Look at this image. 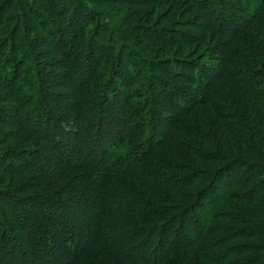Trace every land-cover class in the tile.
<instances>
[{"label":"trees","instance_id":"1","mask_svg":"<svg viewBox=\"0 0 264 264\" xmlns=\"http://www.w3.org/2000/svg\"><path fill=\"white\" fill-rule=\"evenodd\" d=\"M14 1L8 0L4 3V11L11 13L19 5L15 6ZM36 1L45 4L51 10L53 17L60 16L56 14V5H51L50 0ZM67 1H70L69 4L73 8L70 10L73 21L65 31L63 28L55 27L47 32L49 38L51 34L55 37L51 47L56 49L60 57H66L71 63L64 64V69L71 71L73 67L75 70L80 63L76 59L87 57L79 65L80 71L73 72L78 75L75 76L78 102L75 106L72 105L73 102L69 103L70 108L68 109L74 110L73 108L76 107L75 112H72L76 113L74 119L70 117L72 121H75V128L66 130L58 126L57 119L50 113L47 115L48 111L45 107L42 109L40 101H43L44 105V103H50V98L55 96H51L48 91L44 94L45 96H40L39 93H43L40 85L42 83L52 85L55 82L43 78L38 68L33 69L32 77L23 79L20 86H16L21 77L22 66L15 61L17 73L13 72L11 78H7L2 73L1 89L4 86L10 91L13 87L17 90L16 96L28 95L29 100L21 103L19 98L14 100L15 96L7 99L0 95V102L14 101L23 110L29 111L32 108L29 114L34 112L40 114L39 119L31 120L35 123L37 121L39 126L50 122L55 134L61 136L57 139L52 138L55 146L62 149V155L66 158L60 159V162L70 164L72 169L82 167L90 171L85 175V180H79L78 187L82 185L85 187L73 198H67L65 201L44 199V197L37 199L34 205L39 207L40 212L34 211L30 216H28V208L23 206L19 209L21 205L15 206V210L12 211H14L16 221L12 215V226L15 223L19 232L24 234L27 242L29 241L30 250L27 251L19 244L17 233L15 235L13 231L5 230L0 225V264H200L202 261L210 264H264V222H251L238 218L234 214L224 213L216 214L214 220L240 223V226L238 228H232L230 224L215 226L203 224L202 226L195 216L184 220L187 210L188 212L193 211V207L200 203L199 198H209L208 203L213 202L210 207L214 206L210 211H215L216 202L214 200L216 201L221 191L222 196L225 194L224 197L227 198L228 189L232 186L226 176L233 175V178L240 176V179H243L241 188L251 191L254 188L252 184L260 182L259 185H263L255 193H264V148L261 147L260 151L252 150L257 148V144H254V137L253 139L245 137V128L240 125L246 115L236 109L233 110L232 104L222 102V96L218 97V91H216L217 85L229 78L238 82L248 97L264 109V69L256 66L258 59L255 61L254 58L248 64L239 61L237 57L230 56L233 41L227 45L226 50H222V56L218 58L216 65H209L206 62L201 64L196 60H183L177 62L178 68L170 69L162 65L158 67L140 48L128 43L124 32L121 33V37L126 39L129 45L119 42L121 37L117 34L103 40L98 36L97 30L93 35L87 33L86 25L74 27L72 23L77 18L80 21L82 12L89 8L84 2H77L78 0ZM208 2L210 3V0ZM242 2L244 4L240 9V14L250 16V19L245 21L251 24L253 22L264 24V0H242ZM221 14L224 18L223 22L219 17ZM13 17L5 15L0 19V34H6L0 39V60L3 58L2 52L9 46V43L15 52H22L23 49L28 50L33 40L29 37H24L22 40L19 37L21 28L19 24L15 25L16 17ZM48 17L52 18L49 15ZM212 19L214 31L221 36L227 39L234 38V36H250L258 49L260 47L264 49V26L257 30L248 29L247 26L243 27L240 19L224 13L221 7L217 12L213 11ZM9 24L12 26L6 33L5 30ZM144 33V39L153 43L161 45L171 43L169 37L163 36V33L159 34L156 31L154 33L145 31ZM132 39L135 38L132 37ZM17 42L21 43L18 45ZM253 44L251 47L247 46V49H252L258 55ZM17 45L21 48L16 49ZM240 52L241 57H251V54L246 51ZM217 53L219 52L215 54ZM32 64L51 68L49 64L47 66L43 62L37 64L36 59L32 61ZM5 67L8 71V66ZM157 71L173 77L177 83L167 82L166 78ZM163 79L166 82H163ZM23 81H27V84L24 85ZM135 83L137 87L133 88ZM183 83L189 86L184 87ZM162 84L166 86L170 84L174 87L170 89L172 88L175 93L169 92L166 98L177 108H175L176 112L174 111V115L177 116L176 120L195 115L202 109L211 108L216 117L213 118V125L217 126L218 131L227 134L228 141L234 140L231 137L235 136L240 143L232 142L227 150L220 143L216 144V148H212L209 144H213V138L207 126L200 122L190 123L185 130L189 131L194 139L199 140L201 146L192 139L187 141V137L182 135L175 141L181 147L177 150L164 151L167 158L159 157L155 165L144 166L142 161L147 157L153 158L161 150L159 148L172 138L170 132L168 133L169 129H165L166 127L159 130L163 114L158 109L163 108V105L158 89ZM190 85H195L199 91L189 90ZM40 115L35 114L36 117ZM246 118L249 121V118ZM14 120L19 122L18 117ZM54 120L57 125L53 124ZM0 121L6 123L1 115ZM228 122L238 124L235 126ZM249 127L251 130L252 128L263 129L261 132L264 134V115L256 126L250 122ZM34 131L46 138V133H49L50 128L45 127L46 133L41 132L39 128ZM242 145L247 148L249 146L253 151L252 154L243 155ZM193 159L210 164L216 162L226 167L218 175H210L218 167L208 172V168H199L195 165L196 161L193 162ZM2 162L5 166L6 162L4 160ZM60 162L57 163V158L54 157L48 160L47 167L58 168L61 165ZM7 167L5 170L9 171L10 162ZM165 167L177 171L179 175L173 177L165 174ZM16 170L12 167L11 172ZM44 177L50 181L58 178L55 172L50 170ZM215 178L214 184L218 185L215 188L219 189L211 195L212 192H209L211 182L209 184V181ZM119 179L137 180L139 187L146 191L150 190L151 194L157 197L155 199L170 203L168 209L175 212L177 208L175 213L179 214L171 217L172 222L163 221L160 225L153 222L152 226H148L143 223L146 221L136 220L135 217H150L160 221V216L167 211L162 210V204L154 199H131L130 192L122 185L115 183ZM170 179L173 180L171 183L168 182ZM44 183L45 181H39L34 187L38 188ZM207 183L209 186L203 193H200L199 189ZM231 188L238 189L237 187ZM68 189L71 191L72 186ZM162 189H166L170 194L179 198L180 202L174 203V200L170 198L163 199L166 196H160ZM232 196L237 203H255L264 211V198L257 200L252 194L246 199L240 198L235 193H232ZM11 199L9 196L1 197L0 203H4L5 200L11 202ZM183 200H186V203H183ZM222 202L224 201L221 198L220 203ZM78 205L81 207L84 205V209L86 207L91 209V214H88V218L82 224L85 227L82 233L77 231L81 223L77 221L78 214L74 209ZM178 208L181 210L179 211ZM1 214L5 218L11 216L5 208L0 207ZM179 217L181 224L177 229L175 225L179 222ZM1 219L0 217V223ZM188 230L192 236L188 234ZM210 236L214 239H209ZM241 239L245 241L244 244L239 242ZM194 249L196 253H191L193 256L189 257L188 251Z\"/></svg>","mask_w":264,"mask_h":264},{"label":"rangeland","instance_id":"2","mask_svg":"<svg viewBox=\"0 0 264 264\" xmlns=\"http://www.w3.org/2000/svg\"><path fill=\"white\" fill-rule=\"evenodd\" d=\"M7 1L8 0H0V9L2 8L0 10V19L5 15L14 16L13 18L16 17L17 20L15 19V25L17 24L16 26H18L19 24L21 28V34L19 37L22 40L24 37H29L33 40L30 43L28 50L23 49L22 52H15V49H13L12 45L8 42L9 46H7L2 52L3 58L0 60V78L2 73H4L7 78H11L13 72L17 73L15 63V61H17L22 66V69L20 70L21 77L18 80V83H16V86H20L22 80L32 77L34 75L33 69L38 68V70H40V75L43 76V78L47 80L51 79L55 82V84L52 85L48 83H42L40 85L41 89H43V93H39L40 96H43L47 91L51 96H55L50 98V103H44L43 105V101H40L41 106H43L42 109L45 107V109L48 111L47 115L50 113V115L57 119L59 123L58 126L62 128L64 127L66 130L72 128L74 129L75 121H72L70 117L74 119L76 113L73 114L72 112H75L76 107L73 108L74 110L68 109L70 108L69 103L73 102L72 105L75 106V104L78 102V88L76 87L75 77L78 75H75V73L73 74V72L75 70L77 73L80 71L79 65L82 64L87 59V57H80L76 59L77 62L80 63L75 68V70L73 67L71 71L64 69V64L69 65L71 63L68 62L66 57H60L56 52V49L51 47L55 37L51 34L49 38L47 32L55 27L63 28L65 31L68 25L73 21V16L70 12V10H73V8L69 4L70 1L50 0L51 5H56V14H60V16L55 17H53L51 10L46 7L45 4L36 0H21L20 3L19 0H15L13 4L15 6L18 4L19 5L15 7V11L12 10L11 13H8L6 10L4 11V3ZM80 1L84 2L86 7L89 9L84 10L85 12H82L80 21L77 18L76 21L72 23L74 27H76V25H79V27L86 25L87 33L93 35L97 30L99 33L98 36H100L103 40L108 39V37L112 36L113 34H117L119 37H121V33L124 32L128 43H132L140 48L141 51L149 57V59H152L153 62L158 65V67H161L160 65H162L170 67V69L178 68L179 65L177 62H182L183 60H196V62H200L201 64L206 62V64L209 65H216V61L222 56V50H226L227 45L234 41L232 51L230 50L229 52L230 56L237 57L239 58V61L247 62L248 64H250L249 62L252 61V59L255 58V61L258 59L256 66H261L264 69V49L261 47L258 49V47L253 44V39L250 36H234V38L232 37L227 39L214 31L212 14L215 10L217 12L219 7L223 9L224 13L233 15L235 18L240 19L243 23V27L247 26L246 28L253 30L263 28L262 26H264V24H261L260 22H253V24H251L250 22L245 21L249 20L250 16H244L243 14H240V9L244 4L242 0H210V3L208 0H78L77 2ZM22 2L24 4H22ZM148 2L149 4H146ZM27 14H29V16ZM43 14L44 16H40ZM48 15L52 18L49 19ZM219 17L223 22V15H219ZM47 20H49V22ZM11 26V24L7 25V28L5 26L6 33L8 28H11ZM145 31H149L150 33H154V31H156L159 32V34L163 33V36L167 35L169 37V41L171 40V43L161 45L148 41L143 37ZM3 36L5 37L6 34L1 33L0 39ZM132 37L135 39H132ZM127 40L123 37L119 38V42H122V44H127ZM20 43L21 42H17L18 45ZM252 44L253 48L256 50V52H258V55H256L252 49H247V46L251 47ZM17 47L16 49L21 48V46L18 48ZM236 50H238V52H236ZM240 51H246L250 53L251 57H241ZM216 52L219 53L215 54ZM213 53L216 56L213 55ZM99 55L100 54H98V56ZM197 58H199V60H197ZM34 59H36L37 64L39 62H43V64H49L51 68L48 69L47 67H38L36 65L33 66L32 61ZM5 66H8V71ZM25 66H27V68H24ZM22 70H25V72H22ZM157 73L161 74L159 71H157ZM161 75L166 78L167 82L170 81L174 84L175 82L177 83V80L173 77L163 74ZM164 81L165 80L163 79V82ZM26 82L27 81H23V84L26 85ZM168 85L169 86L162 84L160 89H158V93L160 91V95L162 97L161 100L163 105V108L158 109L163 114V117L159 123V130L163 127H166L165 129H169L168 133L170 132L172 138L169 139L165 145L159 148L161 150L153 158L147 157L144 161H142L144 166L149 164L152 166L155 165L157 158L159 157L167 158L168 156H166L164 151H167L168 149L171 151L173 149L177 150L179 147H181V145L176 144L175 141L176 139L182 137V135L187 137V141L192 139V141L197 143V145L201 146L202 144L199 142V140L194 139V136H192L189 131L185 130V128H187L190 123L198 124L200 122L207 126V130L210 133L211 138H213V144H209L212 148H216V144L220 143L224 149L227 150L229 149V144L232 142H236V144H238L237 142L240 143V140L235 136L231 137L234 140L230 139L231 141H228L229 138L227 134L218 131L217 126L213 125V118L215 119L216 117L213 113V109L211 108L202 109L201 112L196 113L197 115L195 114L176 120L177 116L174 115V111L176 112L177 108L172 104L171 101H169L168 98H166V95L169 92L172 91L175 93V91L172 90V88H174L173 86L170 84ZM1 86L2 85L0 83L1 96L6 97L7 99L8 97L13 98L15 96L14 100L19 98L21 103L29 100L28 95L16 96L17 90L13 89V87L12 90L9 91L7 87L4 86L3 89H1ZM183 86L186 87L189 85L183 83ZM136 87L137 84L135 83L133 88ZM170 87L172 88L170 89ZM189 90L198 92L199 88H197L195 85H190ZM216 91H218V97L222 96V102H228L232 104L233 110L236 109L239 112L244 113V115L249 118V121L246 117V119H242L240 125L245 128V137L250 139H253L254 137V144H257V148L252 150L260 151L261 147L263 149L264 134L261 132L263 129L255 130V128H252L251 130L249 124L250 122H253V125L256 126L264 115V109L257 106L254 101L248 97V94L238 82L232 81L229 78L219 83L217 85ZM8 92L10 93L8 94ZM8 101L5 100L0 102V115L3 116L4 120L6 121V123L0 121V198L9 196L12 199L11 202L5 200L4 203H0V207L1 209L5 208V211H8L11 216L5 218L3 217L4 215L1 214L0 217L2 219L0 225L1 228H4L5 230L10 229L11 232L13 231L15 235L17 233V241H19V244L25 247V249L28 251L30 250V247L28 246L29 241L27 242L24 234L22 235V233L19 232V229L16 227L15 223L14 226H12L13 222L11 221L13 217L15 218V215H13L14 211L12 210H15V206L21 205L19 209L25 206L28 208V216H30L34 211L40 212L39 207L34 205L37 199L44 197V199L48 198L65 201L67 198H73L82 188L85 187V185L78 187L80 184L79 180H85L84 177L90 170L82 167L72 169L70 164H62L60 159H64L65 156L62 155V149L56 147L54 140L52 139L61 138V136L55 134V131L52 130L50 122H45L43 125L39 126L37 121L36 124L32 120H36L37 118L39 119L41 117L40 114L37 112L29 114L32 109L31 107L29 111H26L23 110L18 104H15L14 101ZM32 102L34 103L35 99L32 100ZM35 114L36 116H40L36 117ZM17 117L19 122L14 120ZM44 121H47V119H44ZM228 123H231V125L235 126L238 124L237 122ZM53 124L57 125L55 120L53 121ZM45 127L50 128L49 133L44 131ZM38 128L41 130V132L46 133V138L40 134H36L34 130ZM203 128L205 129V127ZM252 150L249 146L247 148L245 145H242L243 155L252 154ZM54 157L57 158V163L60 162L61 165L58 164V168L54 166L47 167L48 160H51ZM230 157H232V155H230ZM2 160L6 162L5 166ZM8 161L10 162L11 167H9V171H6L5 169L8 168L7 164H9ZM192 161L195 162L196 160L193 159ZM260 164L262 163L260 162ZM195 165H197L199 168H208V172L218 167L217 170L214 169L210 175H218V173L221 172V170L223 171L226 167L225 165L216 162L210 164L209 162L203 163L201 161H196ZM12 167L17 170L11 172ZM165 169L164 172L167 175L173 177L179 175V173H176L177 171L175 170H171L166 167ZM49 170L51 172H55L58 178L52 179L51 181L46 179L44 175L46 176L47 172L49 173ZM181 176H183L182 173ZM226 179L230 184L232 183L231 187H237L238 189L230 187L228 189L227 198L224 197L225 194L222 196L223 192L221 191V193L216 198V201L214 200V202H216V209L212 212L210 210L214 206H210L213 204V202L208 203L209 198H199L200 203L197 205L198 207H193V211L190 210V212L187 210L184 220L195 216L197 221L200 220L199 222H201L202 226L203 224H213L212 226L218 224H230L232 228H238L240 226V223H226V221L221 222L219 219L214 220V216H216V214L224 213L227 215L234 214L238 218H244L251 222H264V211L257 204L251 202L237 203L232 199V193H235L242 199L249 198L252 194L255 198H257V200H260L261 198H264V193L260 192L259 194H256L255 191L257 189H261L263 184H261V186L259 185L260 182L258 184L257 182L252 184L255 189L253 188V191H251L249 189L241 188L243 179H240V176L235 178H233V175H231V177L226 176ZM39 181H45V183L38 188L34 187L35 183L37 184ZM172 181V179L168 180L169 183ZM210 182L211 188L209 189V192H212L211 195H213L218 191L219 188H215L218 187V185L214 184L216 182V178L213 179V181H209V184ZM115 183L122 185V187L129 191L131 194V199H154L156 202L162 204V210L167 211L162 216H160V221H157L156 218L153 220L150 217H135L138 221H146L143 222L145 225L152 226L153 222H156L158 223L157 225H160L161 223L163 224V221L165 222L168 220H170L168 222H172L173 219H171V217L177 216L176 214H179L175 213L177 212V208H175V212L168 209L171 205L170 203L155 199L157 197H155V194H151L150 190L147 189L148 191H146L145 189L139 187L137 185V180L119 179ZM47 184L48 186L45 187ZM209 184L207 183L205 186L199 189V191H201L200 193H203ZM71 186L72 190L69 191L68 188ZM160 194V196H166L163 198L165 200L170 198L174 200V203L180 202L179 198H176L173 194H170V192L166 189H162ZM221 198L224 201L222 203H220ZM194 199L196 200L197 198ZM182 202L186 203V200H183ZM84 208V205L82 207L78 205L75 206L74 209L75 213L78 214L76 219L81 223L77 229L78 233H82V231L85 230V227H83L82 224L84 223L85 219L88 218V214H91V209L88 207H86V209ZM178 209L179 211L181 210L180 208ZM209 216L211 217L208 218ZM14 221H16V218ZM178 221L179 222H177L175 225L177 229L181 224L180 217ZM40 226L41 224L38 225L39 228ZM176 230L174 231L176 232ZM188 234L192 236L191 232ZM209 239L213 240L214 238L210 236ZM206 240L208 241V238ZM37 242L39 241L37 240ZM239 242L243 244L245 243L243 239H241ZM195 249L188 251L189 257L193 256L192 254H194ZM200 264L210 263H207V261H202Z\"/></svg>","mask_w":264,"mask_h":264}]
</instances>
